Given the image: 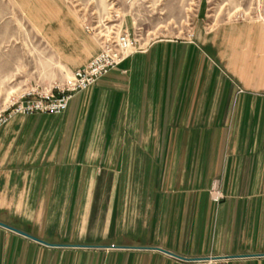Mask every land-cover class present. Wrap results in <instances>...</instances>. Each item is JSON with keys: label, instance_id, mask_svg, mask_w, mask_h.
<instances>
[{"label": "crops", "instance_id": "crops-1", "mask_svg": "<svg viewBox=\"0 0 264 264\" xmlns=\"http://www.w3.org/2000/svg\"><path fill=\"white\" fill-rule=\"evenodd\" d=\"M261 20L139 41L64 113L0 126V221L52 244L0 226V264H264Z\"/></svg>", "mask_w": 264, "mask_h": 264}, {"label": "rangeland", "instance_id": "rangeland-1", "mask_svg": "<svg viewBox=\"0 0 264 264\" xmlns=\"http://www.w3.org/2000/svg\"><path fill=\"white\" fill-rule=\"evenodd\" d=\"M244 19L263 20L264 0H0V113L24 93L68 85L71 66L120 32L148 44Z\"/></svg>", "mask_w": 264, "mask_h": 264}, {"label": "built area", "instance_id": "built-area-1", "mask_svg": "<svg viewBox=\"0 0 264 264\" xmlns=\"http://www.w3.org/2000/svg\"><path fill=\"white\" fill-rule=\"evenodd\" d=\"M139 39L129 32H120L114 39H109L102 46L101 51L84 67L78 69L72 81L63 87H57L48 93L29 91L12 101L0 113V126L5 124L13 115L34 113H64L75 94L89 89L112 69L119 66L132 55L138 47ZM212 196L216 202L224 197L217 184L212 188ZM208 264H217L215 260Z\"/></svg>", "mask_w": 264, "mask_h": 264}, {"label": "water", "instance_id": "water-1", "mask_svg": "<svg viewBox=\"0 0 264 264\" xmlns=\"http://www.w3.org/2000/svg\"><path fill=\"white\" fill-rule=\"evenodd\" d=\"M0 226H3V227H5V228L10 229V230H12V231H14V232H17V233H19V234H22V235H24V236H26V237H28V238H31V239H33V240H35V241L40 242V243H43V244H46V245H52L51 243H48V242H46V241H44V240H42V239H40V238H38V237H36V236H34V235L28 233V232H26V231H23V230H21V229H19V228H17V227H14V226L10 225V224H8V223H5V222L0 221ZM158 249H160V248H158ZM160 250H162V251H164V252H166V253L172 254V255H174V256H176V257H178V258L186 259V258H184V257H182V256L176 255V254L171 253V252H169V251H167V250H164V249H160Z\"/></svg>", "mask_w": 264, "mask_h": 264}]
</instances>
